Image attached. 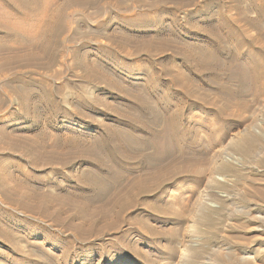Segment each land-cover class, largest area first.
<instances>
[{
	"label": "rangeland",
	"instance_id": "374dc122",
	"mask_svg": "<svg viewBox=\"0 0 264 264\" xmlns=\"http://www.w3.org/2000/svg\"><path fill=\"white\" fill-rule=\"evenodd\" d=\"M163 2L123 0L125 7L109 5L94 19H87L86 14H95L96 7L77 15L67 10L72 16L69 14L63 37L73 39L58 46L63 62L58 60L44 70L28 62L17 63L15 52L23 47L20 38L0 44L4 58L12 62L10 68L0 70V76L12 80L0 94V230L10 231L12 236V243H5L0 235V250L9 263L264 264V198H257L264 189V96L243 92L242 77L235 74L230 78L227 70L236 56L248 53L247 40H252L254 45L249 47L255 54L257 39L264 45L257 30L246 22L247 17L258 19L251 3L255 8L264 7V1ZM144 13L149 20L136 28L140 35L124 57L106 54L104 50L113 46L107 36L116 28L115 19ZM14 15L0 5V25L18 30L22 14ZM103 22L109 23L110 31L101 30L94 40L90 35L93 50L83 58L104 60L102 66L108 70L103 74L114 87L83 81V73L75 69L71 57L81 46L79 36L94 34ZM32 23L26 27L31 28ZM204 56L211 57V66L199 63ZM219 80L230 82L228 98L233 105L222 99ZM137 98L149 108L142 107ZM223 107L227 109L224 118L237 124L232 131L222 128L223 120L216 115ZM164 114L179 127L198 128L199 144L189 151L174 148L163 155L152 147L135 151L123 164L128 172L122 181L124 200L129 201L127 192L134 183L139 186L132 190L136 196L131 197V205L120 214L97 190L85 186L90 170L84 159L77 158L67 169L59 159L51 164L39 161L36 166L24 143H37L38 148L55 144L59 153L76 158L88 146L81 136L91 140L100 133L111 136L113 130L122 129L137 136L136 142L141 137L157 140L154 136L167 126ZM201 125L206 126L204 130ZM210 130L219 134L211 138ZM184 137L191 140L195 134ZM114 144L128 152L118 140ZM144 156L157 158L144 161ZM159 163L166 166L163 183H139ZM140 188L147 192L140 193ZM78 207L87 208L93 225L81 224L85 219H78ZM102 211L107 215L102 216ZM50 213L65 225L47 220Z\"/></svg>",
	"mask_w": 264,
	"mask_h": 264
},
{
	"label": "bare ground",
	"instance_id": "6f19581e",
	"mask_svg": "<svg viewBox=\"0 0 264 264\" xmlns=\"http://www.w3.org/2000/svg\"><path fill=\"white\" fill-rule=\"evenodd\" d=\"M112 1H114V5H119L118 8H120V5H121L123 0L122 1H119V0H0V5H2L3 7L11 9L13 14H15V15L22 14V17L20 18V21L18 23V25L20 24V28L18 30H16L15 29L16 27L14 28V26L13 27L12 26L4 27L5 26L4 24H2L4 26L0 25V33L3 32V35L0 36V44L3 42H12L15 39L17 41V38H20V40H21L20 42L22 44L21 46H23V47L20 48L21 50H18L15 52V58L17 60V63L18 64H24L25 62H28V63L32 64V67H35V69H39V70L43 69L44 70V69L48 68L50 65H54L55 63L57 64L58 60L61 63L63 62L62 60H60V58L63 59L64 55L58 56V53H57L58 46L63 41L68 40L69 42H71L73 39L72 37H70V38L63 37V31H64L65 26H66V28H68L67 27L68 26L67 19L69 17V14H71V16H72V13H70V12L66 13V11L72 9L73 11H71V12H75L77 15L80 13L82 14L83 12L88 10L89 8H95L96 7L97 12L95 14H93L91 16L86 14L88 16L87 19H90V18L94 19L96 16L103 14V12L108 8L109 5L112 6V4H113ZM137 1H140V0H137ZM165 1L166 0H164V2ZM151 3H153V1ZM252 3L250 6H251V8L256 9V12L258 13V19L252 20V19L247 17L246 22H247L248 26L251 28V30L252 29L257 30V32L259 34V38L264 41V7L261 5V6H258L255 8V4L253 3V5H252ZM123 5L124 4H122L121 6H123ZM125 6H123V7H125ZM151 6L152 5H150L149 7H151ZM159 7H160V5H159ZM151 8H153V7H151ZM10 16L12 17V15H10ZM8 19H9V17H8ZM72 19H74V18H72ZM147 19H148L147 15L145 13L138 15V17L136 16L133 18H121V19L117 18V20L115 19V24H116L115 30H111V31H110V29L108 30V28L110 27L108 25L109 23L103 22V24H101L100 27L99 26L96 27L94 34L93 33H91V34H85L84 33V34L80 35L79 37L82 39L81 40L82 41L81 46L78 48H75L74 50L72 49L73 52L71 54V57H72V59H74L75 69L80 70L83 73L81 79L83 81L93 83V84H104L108 87H114L115 85L112 83V81H110L103 74L104 71L108 70V67L102 66V63L104 62V60L101 61L99 59V57H97V56L93 57L92 59L87 60V59L83 58V54L89 53V52H91V50H93V47L91 48L89 43H90V41H92V39L94 37L101 36V30H108L112 33L107 36V39L110 41V43L113 44L114 48H113V46L111 48L108 47V49L104 50L105 53L110 54L112 56H123L124 57L125 50L128 47L132 46L133 42L136 41L135 39H138V36L140 35V34L137 35L135 33L136 28H140L141 24L144 23ZM33 20H35L36 22ZM81 20H82L81 23H83L81 25H84L86 23L85 22L86 20H84V18H82ZM78 21L79 20H77V22ZM87 22H88V20H87ZM30 23H32L33 25L31 26V28H27L28 26L26 27V25H28ZM77 24H79V23H77ZM77 35L78 34H76L74 36H77ZM90 35L93 36L92 39L90 38ZM221 37H222V35H221ZM83 40H86V41L83 43ZM247 42H248V44H247L248 53H245L242 56H236L235 60L233 61L234 62L233 65L229 66L227 68V70L231 76L230 78H233V76L235 74L242 77L243 83L246 86V89L243 92L246 93L248 90H250L253 93H255L258 96V98H260V97L264 96V45H262L261 41L257 39V44H255V45L258 47V53L255 54V53H253L252 49L249 47V46L253 47V45H254L252 40H247ZM65 47H67V46H65ZM68 48H71V47H68ZM23 50L26 51L25 54L20 55V51H23ZM62 53H63V51H62ZM137 53L138 52H136V54ZM139 55H141V54H139ZM209 55L212 56V52L211 53L209 52ZM0 58H2V59H0V61L2 62V65L0 68L1 71L4 70L6 67L8 69L12 66V62L9 59H5L2 52H0ZM46 59L48 61L45 62L44 60H46ZM210 59H211V57L202 58L199 60V63L202 66L209 67L212 65V61ZM35 71H37V70H35ZM235 72H237V73H235ZM8 78L9 77H7V76H2V75L0 76V94L3 91H5L6 88L9 87V83L12 80H9ZM148 84H152V83H148ZM217 84L221 85L222 99H226L228 104L233 105L234 104L233 100H230L228 98V97H230L228 94V93H230V91H229V88L231 85L230 82L229 81L221 82V80H219V83H217ZM20 90L21 89H19V91ZM18 97H19V95H18ZM24 99H26V98H24ZM156 99L160 100L158 97H156ZM136 100L138 103L141 104L142 107H144L146 109L149 108L147 103H145L142 99L137 98ZM238 103H240V101H238ZM168 107H170V106L168 105ZM226 107L221 108L223 110L218 109L216 111V115L218 116L219 120H223V122L221 123L222 128H224L225 130L227 129L228 131H232V130L237 128L236 127L237 124H236V122H232L229 118H224V110L227 111ZM168 116H166V114H164V118H168L167 119V126H166V128H163L162 132H160L158 135L154 136V139H157L154 141H150V140H147V139H144L141 137L140 138L141 140H139V142H136L135 139H137V136H135L131 132L128 133L122 129L113 130V133L111 134V136L108 135L106 132L100 133L97 137H95V139H91V140H87V139L85 140V137L81 136L80 139L83 140L84 142H86L88 144V146L84 147L83 149H85V151L82 152L83 154L79 155V157H76V158L75 157H67L68 155H64L65 152H64V154L59 153L57 148L54 147L55 144L53 146L50 145V147L47 145L48 148H46L47 146L45 147L41 144V146L38 145L39 146V148H38L36 146L37 143L35 144L33 142H30V141H29L30 143H28V140H24V143L26 144V147L29 150V151L28 150L27 151L31 152V155H32L31 157H33V162L35 163L36 166L38 165L37 162H39V161H41V162L45 161V162L51 164V163H57V159H59L63 162V167L67 169V168H70L71 164H73L74 162L77 161V158L80 160L84 159L86 164H87L86 165L87 168L90 170V172H88L89 174L86 175L87 176L86 177V184L87 185H85V186H88V187L92 188L93 190H97L99 197H105V200L108 203L110 202V204H112V206L115 208L116 212L118 214H120L128 206L131 205L130 204L131 197L136 196L135 191H132V190H134V188L136 190V188L139 186L138 183H134L128 189V190H130L127 192V193H129L128 196L130 199H129V201H125L123 198L124 189L122 188L123 187L122 181L128 172L125 171V169L123 168V164L126 161H128L131 157H134V155H136L135 151L141 152L140 149L152 147V148H155V150H156L155 152L158 155H163L165 152H171L174 148L181 150V151H184V152L189 151V150L195 148L199 144L198 138L196 136L197 135L196 131L198 130V128H197V130H195L194 127H191V128H184L181 126L179 127L178 125H176L177 123H175L173 121V118H170L171 116H169V117ZM33 120H35V119L33 118ZM205 127L206 126L201 125L200 130H202V129L204 130ZM210 132L212 133L211 138H213L215 135L219 134L218 130H214V131L210 130ZM189 133L195 134V138H193L191 140H186L184 135H187ZM37 135H36V137H37ZM22 138H23V136H22ZM138 139H139V137H138ZM116 140H118L120 143H122L123 148H126V150L128 152L123 153L121 150V147L116 148L115 144H114ZM33 141H35V140L33 139ZM16 143H14V145L19 147L20 142L18 143V145ZM21 143L23 144V141H21ZM70 143L72 146L73 142H70ZM24 145H22V146L25 147ZM135 145L137 147H134ZM74 147H76V145ZM10 148H12V147L10 146ZM156 158H157V156H152V157L146 159V156H144V161H155ZM28 161H29V159H28ZM165 168H166V166L162 165V163L157 164L156 169L153 171H151V170L147 171V176L143 177V180L139 183L143 184V183H146V182L151 180V181L155 182L154 186L161 185L164 181L163 174H164ZM83 187H84V185H83ZM83 189H85V188H83ZM145 192H147L146 188H140V193H145ZM260 197L264 198V189L263 188L258 193L257 198H260ZM76 214H77V217H78V215H80L78 217L79 220H81L83 218L85 219V220L81 221L82 225L83 224L93 225L94 220L87 218V216L91 215L88 213L87 208L85 209L84 207H78ZM100 214L102 216L107 215L105 211L100 212ZM95 216H97V215H95ZM74 218H76V217H72L70 219H74ZM46 219L50 220L53 224H57V225H63L64 224V221L61 220V218L59 216H55V213L48 214L46 216ZM69 227L78 230V227H76L74 225H69ZM4 228H2V229H4ZM0 229H1V227H0ZM6 232L7 231L4 232V231L0 230V235L4 238L5 243H9V242H11V239H12L11 232L10 231H9L10 233L9 232L6 233ZM11 245L12 244H10V247H12L14 244L12 246ZM15 250H16V248L14 249V253L16 252ZM3 262H5L6 264H11L8 261V256L5 255V253H3L0 250V264ZM45 262L48 263L49 260H45ZM13 264H17V263H13Z\"/></svg>",
	"mask_w": 264,
	"mask_h": 264
}]
</instances>
